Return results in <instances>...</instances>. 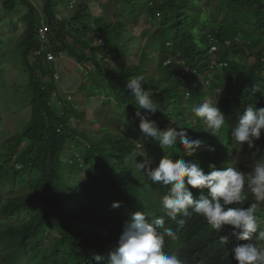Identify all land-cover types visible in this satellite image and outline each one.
Returning a JSON list of instances; mask_svg holds the SVG:
<instances>
[{"label": "trees", "instance_id": "1", "mask_svg": "<svg viewBox=\"0 0 264 264\" xmlns=\"http://www.w3.org/2000/svg\"><path fill=\"white\" fill-rule=\"evenodd\" d=\"M56 1L44 0L42 14L31 0L5 3L7 11H28L21 59L34 95L31 121L0 153V264H96V254L103 257L99 264H107L137 211L162 217L173 229L176 238H165L164 251L181 264H238L232 243H220L228 226L213 230L195 213L181 217L183 225L164 215L168 188L149 182L137 166L143 157L132 154L148 155L152 167L167 156L200 163L205 173L209 164L250 170L249 148L232 140L231 129L248 105L264 107V0H107L93 10L87 0L66 19L56 16ZM141 21L164 41L161 53L132 44ZM43 24L52 30L47 50L54 61L67 55L79 66L80 87L73 94L59 93L49 52L36 55ZM138 76L158 107L150 118L161 129L183 128L202 141L193 157L183 155L179 142L163 150L154 139L145 141L126 88ZM204 102L226 116L218 137L194 115ZM24 141L29 144L19 151ZM257 146L264 149V134ZM244 194L247 199L232 207H258L247 188ZM116 201L119 208L112 207Z\"/></svg>", "mask_w": 264, "mask_h": 264}, {"label": "clouds", "instance_id": "2", "mask_svg": "<svg viewBox=\"0 0 264 264\" xmlns=\"http://www.w3.org/2000/svg\"><path fill=\"white\" fill-rule=\"evenodd\" d=\"M57 75L59 79L60 76ZM143 81V76L132 78L127 82L126 88L134 96L135 106H138L135 116L140 121L139 130L145 141L154 139L163 150L173 149L179 142L183 155L193 157L202 141L189 136L183 128L168 126L161 129L157 121L150 118L158 107L145 90ZM255 90L258 89L254 88L253 91ZM193 112L203 120L206 132L219 136L226 124V116L217 104L204 102L195 107ZM262 134L264 107L250 104L238 115L237 123L231 129L232 140L247 145L257 157L247 172L232 166L217 168L215 164H209L210 170L205 173L200 163L183 158L174 161L167 156L152 167V160L148 155L132 154L136 158L143 157L137 162V166L149 182L168 188L161 201L164 215L183 225L185 221L181 217H189L195 213L203 217L213 230L221 231L224 226H228V233L220 236V243L225 246L232 243L230 254L238 264H264V248L258 247L253 240V235L257 234V238L264 241V230H258L255 215L259 210L257 204L232 207L247 199L245 188L256 201H264V149L257 146ZM208 151L214 152L215 148L209 146ZM191 189L200 190L199 195L194 196ZM120 206L119 201L112 204L113 208ZM146 216L149 217L146 213L137 211L125 222L117 246L109 253L107 264H181L176 255L164 251L165 238H176L173 229L165 226L162 217L148 219ZM233 239L235 243L232 242ZM93 259L99 264L103 257L96 254Z\"/></svg>", "mask_w": 264, "mask_h": 264}, {"label": "rangeland", "instance_id": "3", "mask_svg": "<svg viewBox=\"0 0 264 264\" xmlns=\"http://www.w3.org/2000/svg\"><path fill=\"white\" fill-rule=\"evenodd\" d=\"M31 1L37 7L38 12L42 14L44 0ZM65 1V4H59L58 0L55 3V13L59 19L70 18L74 14L73 12L75 10L71 11L68 7L69 0ZM84 1V4L87 3V0ZM106 1L107 0H88V3L89 6H91V10H93L95 7L96 9L103 8ZM5 3L6 0H0V153L2 154L7 150L10 138L21 133L25 126L31 121V102L34 95L30 89L27 71L21 59L22 48L20 43L26 30V22L23 20V17L28 11L21 6L17 7L15 10L7 11L5 9ZM133 32V45H138L139 49L147 48L151 50L152 53H161V43L164 41L155 34V29L152 26L149 27L144 21H141L139 27ZM122 62L123 59L120 60V64H122ZM111 64H118V62L115 60L111 62L110 65ZM249 64H251V62H249ZM50 66L52 69H56L55 74L58 73L60 76L57 81L59 93L66 95L78 91L81 75L79 66L73 58L67 55L58 56L56 61L50 63ZM88 68L94 70L92 66ZM222 93L223 92L219 91L216 94ZM78 99H81V96H78ZM78 99H76V101L79 103L83 101H79ZM81 107L85 110L88 108V104L83 103ZM95 108L96 104H92L89 109L94 112L96 110ZM87 128L88 126L85 125L82 127L81 131ZM27 144H29V141H24L19 151ZM242 149L243 147L238 151L241 153ZM249 154L252 155V165L255 161L253 150L249 149ZM245 161L246 160H244V162ZM158 162L159 161H154L156 164ZM258 208H262L261 210L264 211V201H259ZM258 230H264V220L261 222ZM52 235L56 236L57 231L53 230ZM253 240L258 247L264 248V241H260L257 238V234L253 235Z\"/></svg>", "mask_w": 264, "mask_h": 264}, {"label": "built area", "instance_id": "4", "mask_svg": "<svg viewBox=\"0 0 264 264\" xmlns=\"http://www.w3.org/2000/svg\"><path fill=\"white\" fill-rule=\"evenodd\" d=\"M83 0H69V8L70 10H75L79 6V2ZM51 32L50 27L43 24L37 34V37L39 41L41 42V49L36 52V55H40L42 53V50H45L46 52L51 53L52 50H47L48 48H51L52 45V39L49 36V33ZM50 59L49 63L53 62L54 59L51 54H49ZM55 78L58 79V75H55Z\"/></svg>", "mask_w": 264, "mask_h": 264}, {"label": "crops", "instance_id": "5", "mask_svg": "<svg viewBox=\"0 0 264 264\" xmlns=\"http://www.w3.org/2000/svg\"><path fill=\"white\" fill-rule=\"evenodd\" d=\"M262 208H260L256 213V218H257V222L258 225L260 226L261 222L264 220V211L261 210Z\"/></svg>", "mask_w": 264, "mask_h": 264}, {"label": "bare ground", "instance_id": "6", "mask_svg": "<svg viewBox=\"0 0 264 264\" xmlns=\"http://www.w3.org/2000/svg\"><path fill=\"white\" fill-rule=\"evenodd\" d=\"M83 1H84V0H83ZM83 1H80L79 3H82ZM216 51H217V48H214V49H213V52H216ZM41 54H42V53H41ZM41 54H40V55H41ZM49 54H51L52 57H53V59L55 60V54H54V53H48V59H50ZM40 55H38V56H40ZM224 67H228V64L225 63V64H224Z\"/></svg>", "mask_w": 264, "mask_h": 264}]
</instances>
